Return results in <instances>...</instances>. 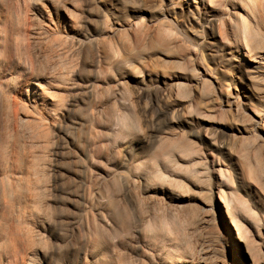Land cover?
Segmentation results:
<instances>
[{"label":"rangeland","instance_id":"1","mask_svg":"<svg viewBox=\"0 0 264 264\" xmlns=\"http://www.w3.org/2000/svg\"><path fill=\"white\" fill-rule=\"evenodd\" d=\"M169 1L0 0V173L9 166L16 177L19 202L13 217L16 224L28 220L36 237L41 256L35 264H89L94 246L122 264H157L160 258L171 262L188 254L190 227L179 219L197 222L203 212L174 214L163 198L150 200L148 192L160 187L209 198L205 192L216 181L213 168L219 170L217 180L241 199L250 241L257 245L256 234L264 232V200L246 190L242 179L250 181L249 175L230 155L231 139L225 141L221 132L212 146L202 137L214 122L240 131L239 119L225 109L216 89L219 84L221 94L239 92L241 85L231 83L238 73L207 56L206 43L222 54L218 41L209 39L211 24L194 10L167 15ZM220 1L223 16H229L233 2L242 14V8L248 12L251 6L250 0ZM129 24L131 42L112 53L105 33ZM146 35L153 37L151 43H145ZM257 38L264 44V28L258 27ZM134 48H140L139 54L129 53ZM162 49L180 62L160 61L154 54ZM191 68L205 69L207 82L196 87ZM177 69L190 81L179 92L181 100L191 102L193 119L187 123H174L184 119L172 113L158 82ZM136 74L154 79L133 87L126 77ZM37 82L45 86V94L30 92ZM80 88L88 93L78 100L74 94ZM40 95L49 99L43 102ZM167 133L180 138L165 156L159 140ZM263 149L259 155L264 162ZM250 150L245 147L239 160L248 163ZM113 171L120 175L107 181L106 191L117 200L122 224L110 225L113 235L108 239L95 219L93 198ZM196 182L204 193L194 194ZM29 197L37 201L34 218ZM73 221L80 223L76 231ZM159 221L164 223L161 230L156 229Z\"/></svg>","mask_w":264,"mask_h":264},{"label":"bare ground","instance_id":"2","mask_svg":"<svg viewBox=\"0 0 264 264\" xmlns=\"http://www.w3.org/2000/svg\"><path fill=\"white\" fill-rule=\"evenodd\" d=\"M250 2L251 6L248 7V12L242 8L244 14L238 10L240 5L233 2L229 5L232 9L229 16L227 14L223 16V4L220 0H170L165 12L167 15L173 11L185 9L197 12L204 22L211 24L214 28V32L209 34V39L218 41L221 47L222 54L218 56L217 51L212 49V44L206 43L209 47L207 56L214 58L218 67L228 68L238 73L231 83L241 85V92L235 90L236 94L233 95L221 94L222 86L219 84L216 89L223 99L225 109L234 112L236 119H239L240 131L231 128L227 130L219 122H214L210 124V130L213 132L206 131L202 137L206 138L212 146H216L217 136L221 132L225 136V141L231 139L232 151L230 155L235 160V164H238L241 172L249 175L250 181L242 179L243 184L248 192L262 201L264 200V162L259 151L264 148V44L258 40L257 34L258 27L264 28V0H250ZM131 29H133L131 24L118 25L105 33L103 38L112 53L115 54L116 51L123 50L129 45L131 38L126 32ZM144 40L145 43L147 41L151 43L153 37L146 35ZM91 41V37L86 38L87 43ZM139 49H131L129 53L139 54ZM154 56L175 63H179L181 59L168 56L167 50L163 49L156 52ZM186 59L191 61L188 57ZM159 60L161 61V59ZM194 64L199 68V63ZM190 72L196 78L194 81L196 87L207 82L208 75L205 69L204 72L196 70V73L195 69L191 68ZM126 79L133 87H138L143 82L150 83L154 76L136 74L128 76ZM158 82L162 85L164 95L170 99L172 113L174 115L178 113L177 115L184 119L174 123L192 121L190 100L183 101L180 99L181 97L179 98V92L190 84L188 74L177 69L162 77ZM259 84L262 88L258 87ZM34 86L36 90L30 92H37L35 96L39 95L38 92L46 93L42 83L37 82ZM87 93V89L80 88L76 90L74 96L80 100ZM41 99L46 102L49 98L42 96ZM252 101L256 103V107L250 109ZM179 138L178 134L172 133L163 136L159 140L161 154L169 155V151L176 146ZM247 146L251 148L250 159H248V163H243L239 158H241V151ZM180 147L182 146L180 145ZM218 171L216 168L212 169L216 181L211 187H207L206 192L199 185L200 182L195 184L198 192H194V194L200 195L205 192L208 193L209 198L197 199L188 190H184L183 195H177L160 187H154L148 192L150 200L155 201L158 198H163L166 201V207L174 214L179 212L182 214L183 212L189 214L203 212L204 214L202 219L197 222L192 217L189 220L186 217L179 219L180 223L189 224L190 229L187 237L192 242L189 245L190 252L186 255L184 253L178 255L171 262L160 258L157 264H264V232L256 234L257 245L250 241L246 235L249 223L243 218L242 201L239 197H234L225 182L217 180ZM119 175L116 171L108 172L106 181L98 185L94 191L95 219L99 226L105 227V236L108 239L113 235L110 225L119 228L122 223L117 200L106 191V183ZM15 183L16 177L12 169L9 166L3 167L0 173V264H35V257L41 256L36 237L29 227L28 220L24 219L16 224L13 217L14 208L19 202L15 194ZM30 197L28 202L34 206L32 207L34 211L30 214L31 218H34L37 212V201ZM71 225L72 230L76 231L80 223L73 221ZM163 226L164 223L159 221L156 229L161 230ZM253 245L258 247L257 251L254 250ZM211 254L216 255L213 261L209 259ZM112 261L107 258L105 250L95 246L92 248L89 264H122L117 262L116 258H113Z\"/></svg>","mask_w":264,"mask_h":264}]
</instances>
